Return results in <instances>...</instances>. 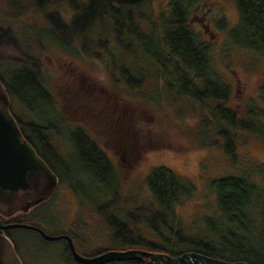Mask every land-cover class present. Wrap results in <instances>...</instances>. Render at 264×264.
Segmentation results:
<instances>
[{
  "label": "trees",
  "instance_id": "16d2710c",
  "mask_svg": "<svg viewBox=\"0 0 264 264\" xmlns=\"http://www.w3.org/2000/svg\"><path fill=\"white\" fill-rule=\"evenodd\" d=\"M153 2L0 0V78L10 96L11 111L24 136L58 174L60 183L77 194L95 189L93 193L87 191L86 198L94 204L92 213L104 219L117 239L144 243L173 255L199 251L264 264V185L253 173L213 178L211 186L221 218L210 224L215 218L205 215L208 230L201 236L186 234L176 207L191 197L195 183L165 164L154 165L145 176L153 200L127 206L120 168L93 129L86 123H73L57 101L46 63L51 47L69 50L79 61L105 71L112 88L132 95L143 91L144 103L149 100L144 97L147 87L155 79L158 93L166 95L167 91L168 96L151 102L163 108L184 101L173 116H182L192 108L196 111L193 102H198L204 109L192 127L197 145L221 148L231 161H237L240 134L252 131L264 137V76L262 104L248 103L236 111L228 105L232 86L214 66L213 44L192 23L191 10L201 0H168V11L154 9ZM236 4L239 21L229 27V37L264 54V0H236ZM62 137L68 142L66 147L58 141ZM260 171L264 178V163ZM254 201L262 208L258 227L249 212ZM140 222L155 234H145ZM163 227H168L169 235L164 234ZM255 227L260 232L257 242L251 236L244 239L238 235L252 233ZM64 247L65 258L81 264L72 258L68 244Z\"/></svg>",
  "mask_w": 264,
  "mask_h": 264
},
{
  "label": "rangeland",
  "instance_id": "374dc122",
  "mask_svg": "<svg viewBox=\"0 0 264 264\" xmlns=\"http://www.w3.org/2000/svg\"><path fill=\"white\" fill-rule=\"evenodd\" d=\"M152 7L168 11V0H154ZM191 18L195 28L212 42L214 66L232 86L228 105L239 112L248 103L261 105L264 54L238 45L229 37V27L239 21L236 0H201L191 10ZM46 63L50 66L51 86L60 108L73 123L90 126L101 146L120 168L127 206L153 200L145 176L152 166L165 164L195 183L194 193L178 204L176 210L187 230L184 233L201 236L207 229L204 226L205 215L215 218L210 224H215L216 219L221 218L217 197L211 186L213 178L227 173L250 172L264 185L260 171V165L264 163L263 136L252 131L240 134L238 158L235 162L231 161L221 148L197 145L192 127L200 121V112L204 109L201 104L193 102L196 111L192 108L183 112L182 116H173L183 100L163 108L160 103L151 102L153 98L162 100L168 96L167 91L166 95L158 93L155 79L147 87L144 97L149 100L144 103L143 91L132 95L126 90L112 88L107 84L105 71L79 61L69 50L49 48ZM17 106L20 112L26 113L24 107ZM58 141L67 146L65 138ZM94 190L90 188L87 191L93 193ZM87 191L77 194L59 181L52 197L37 204L24 214L23 219L56 232L72 221L76 222L81 215L77 223L82 224L83 235L78 239L80 243L77 241L78 248H102L114 242L113 233L98 213H92L94 204L86 199ZM249 212L258 227L262 216L261 205L254 201ZM138 225L145 234H155L145 223ZM257 227L252 233L238 235L244 239L251 236V240L257 242L260 237ZM162 230L165 235L170 234L168 227ZM8 233L23 264H72L65 258L64 243L60 239H44L36 231L24 227H12ZM138 245L145 247L144 243Z\"/></svg>",
  "mask_w": 264,
  "mask_h": 264
},
{
  "label": "water",
  "instance_id": "95a60500",
  "mask_svg": "<svg viewBox=\"0 0 264 264\" xmlns=\"http://www.w3.org/2000/svg\"><path fill=\"white\" fill-rule=\"evenodd\" d=\"M59 182L58 174L38 153L36 147L24 136L17 118L10 108L9 93L0 78V204H11L19 191L36 189L35 198L25 208L47 199ZM27 226L41 231L46 239H68L74 258L85 264H106L110 260L141 258L162 259L159 264H251L245 260H227L199 251H186L178 255H163L139 249H111L93 256L81 254L72 236L51 234L43 228L26 222L4 223L0 217V264H22L13 243L4 232L6 228Z\"/></svg>",
  "mask_w": 264,
  "mask_h": 264
},
{
  "label": "flooded vegetation",
  "instance_id": "af4514ba",
  "mask_svg": "<svg viewBox=\"0 0 264 264\" xmlns=\"http://www.w3.org/2000/svg\"><path fill=\"white\" fill-rule=\"evenodd\" d=\"M93 133L98 138V136L95 134V132H93ZM56 188H55V190H56ZM55 190L53 191V193L55 192ZM37 193H38V191L36 189L22 190V191H19V193H18V195H17V197H16V199H15V201L13 203H11V204H7V203L0 204V217L2 218L3 222L4 223L26 222V223H30V224L39 226V227L43 228L46 232L51 233V234H60V233L69 234L70 236H72L77 250L81 254L86 255V256L97 255L99 253H102V252H105V251L111 250V249H119V250L139 249V250L151 251L153 253H161L163 255L171 254V253H169L167 251H164V250L153 249V248L149 247L148 245H145V247H143V245L142 246L138 245V243H134V244L124 243L120 239H117L114 236H112V241H114V242L106 244L102 248H99V249H96V248H93V249H86V248L85 249H80L77 246V241L79 242L78 239L82 238L81 236L83 235V233H82L83 232L82 224H80V223L78 224L77 222L72 221L71 223H69L67 225V227L61 229L60 231H56L55 232V231H49L48 229L44 228L41 224L33 223V222H27V221H25V219H23L24 218L23 217L24 214L30 212L37 204H39V203H37V204H34V205H32V206H30L28 208H25V205L27 204V202H29L30 200H32L33 198L38 196ZM53 193L47 199H45L43 201H46L49 198H51ZM16 227H24V228H28V229L34 230L38 234H40V236L43 237L41 231L36 229V228H31V227H27V226H16ZM11 229H12V227L11 228H6L4 230V232L6 234H8V231H10ZM58 239H60L64 243V246L66 244H68L70 252H71V255H72V258H74L72 250H71V247H70V244L68 242V239L65 238V237L58 238ZM50 240H55V239H50ZM123 244H124V246H122ZM127 244H128V246H127ZM83 245L85 247L87 246V244L85 242L83 243ZM171 255H173V254H171ZM75 261L79 262L76 259H75ZM161 261H162V259H151L149 256L143 255L141 258L135 257V258L110 260L106 264H127V263L128 264H159V262H161ZM70 262L72 264H75V262H73V260L72 261L70 260ZM79 263L85 264V263H82V262H79ZM17 264H19V263H17Z\"/></svg>",
  "mask_w": 264,
  "mask_h": 264
}]
</instances>
